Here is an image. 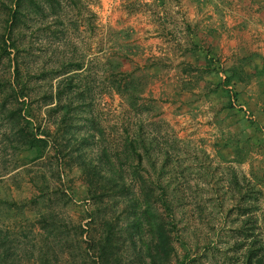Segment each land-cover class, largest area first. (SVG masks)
Wrapping results in <instances>:
<instances>
[{
	"label": "trees",
	"instance_id": "obj_1",
	"mask_svg": "<svg viewBox=\"0 0 264 264\" xmlns=\"http://www.w3.org/2000/svg\"><path fill=\"white\" fill-rule=\"evenodd\" d=\"M0 2V17L4 23L3 30L0 29V64L7 63L11 69L8 75L0 77V114L6 113L3 120L17 147L28 152L30 162L39 169L31 179L35 193L30 199H0V222L4 227L0 230V264H64L56 253L57 248L61 249V258L69 264L79 258L85 262L89 251H94L97 257L91 264H125L121 250L127 242L134 247L138 264H264L261 205L264 128L247 119L250 135L246 131L222 133L224 147L233 150L234 161L226 163L250 162L251 171L247 176L233 167L227 168L225 183L215 192L223 198L218 204V213L230 244L219 247L221 239L215 238L219 235L213 226L214 232L205 237V249L201 252L198 229H195V241L190 242L183 230L180 231L177 218L183 207L182 190L176 185L177 168L183 166L185 160L173 161L168 149L162 153L157 136L148 133L142 120L138 129L114 143L116 152L109 156L101 146L105 130L96 122L93 111L101 93H97L96 83L90 81L88 64L85 58L78 56V50L63 49L61 43L52 52L49 65L37 71L26 66L27 47L23 40L27 29L37 20L50 17L58 0ZM256 6L259 15L254 17V22L264 26L261 20L264 0ZM57 22L64 25L61 20ZM58 32L65 37L59 29L53 35L59 36ZM194 46L201 48L202 45L194 42ZM123 57L121 53L96 58L99 85L109 94L118 95L131 110L142 113L143 94L152 77L140 76L139 72L144 71L138 67L126 71ZM249 64L252 60L240 59L231 66L219 68L214 66L213 59L209 60L204 73L217 74L218 82L209 87L208 94H223L228 98L225 107L234 110L242 93L256 78L262 86L258 100L264 112V69L248 73L245 67ZM240 111L243 110L240 108ZM45 119L51 120V124L43 126ZM97 146L96 151L90 149ZM255 152H260L262 157L255 158ZM47 159L52 161L51 170L58 183L53 175L49 178L42 170ZM77 177L83 180L85 201L92 202V209L86 211L87 229L82 225L77 227L76 240H82L85 235L90 237L92 225L99 228L87 248L80 247L79 257L70 252L75 240L69 230L74 225L63 217L60 205V199H65L62 203L65 208L79 197V191L74 188ZM53 198L59 202L54 203ZM27 208L34 213L32 220L23 219ZM205 211L199 204L194 206L191 215L196 223H202ZM183 212L186 218L187 211ZM17 230L26 240L24 247L16 238Z\"/></svg>",
	"mask_w": 264,
	"mask_h": 264
},
{
	"label": "rangeland",
	"instance_id": "obj_2",
	"mask_svg": "<svg viewBox=\"0 0 264 264\" xmlns=\"http://www.w3.org/2000/svg\"><path fill=\"white\" fill-rule=\"evenodd\" d=\"M259 1L58 0L50 17L37 20L27 29L23 40L27 47L25 64L31 71L49 65L52 52L61 43L63 49L72 47L78 50L80 58H85L89 67L88 77L96 83L97 93H101L93 111L96 122L105 130L101 146L106 148L109 156L116 152L114 143L126 138L128 132L138 129L142 120L148 133L157 136L162 153L168 149L173 161L182 163L185 160L184 165L177 168L176 185L182 190L180 197L183 206L177 218L180 231L183 230L190 242L195 241V229H198L201 252L205 249V237L214 232L213 226L219 235L215 238L221 239L219 247L230 244L223 228L226 226L218 213V204L223 198L215 192L216 188L224 185L227 168L233 167L247 176L251 171L250 162L241 165L226 163L234 161L231 157L233 150L224 147L222 133L229 130L234 133L246 131L250 135L247 119L264 128V112L258 100L262 86L256 78L242 93L235 109L228 110L225 107L227 97L208 94L209 87L218 82V77L212 71L204 73V69L211 59L214 66L219 68L231 66L240 59H250L252 64L245 67L248 73H252L253 69H264V26L257 30L255 27L260 24L254 22V17L259 15V7L256 6ZM59 20L64 25L58 23ZM261 20L264 21V14ZM205 25L209 27L208 32L202 28ZM213 25L220 27L221 35L212 34ZM3 28L0 17V29ZM58 29L64 32V38L59 32V36L53 35ZM201 33H207L204 34L206 39ZM194 42L201 43V48L194 46ZM121 53L126 71L138 67L144 71L139 72L140 76L148 74L152 77L148 79L143 94L142 113L131 110L118 95L109 94L99 85L96 58ZM10 70L7 63L0 64V77L8 75ZM185 70L188 72L185 73ZM5 115L0 114V199L25 201L35 193L31 179L36 177L39 169L30 162V154L17 147L9 126L3 120ZM47 124L50 125L51 120L43 121V126ZM241 136L239 133V138ZM90 149L96 151L98 146ZM254 156L262 157L260 152H255ZM51 163L47 159L42 165L49 178L53 175ZM184 169L186 172H183ZM53 178L58 183L54 175ZM74 181L79 197H75L65 208L62 207L65 199H60V205L63 217L74 225L69 230L75 240L70 252L79 257L80 247L87 248L89 240L99 228L92 225L90 237L85 235L82 240H76L79 233L77 227L82 225L87 229L89 220L86 219V211L92 209V202L85 201L83 180L77 177ZM67 193L70 191L67 190ZM57 201L53 198L54 203ZM198 204L206 209L199 224L191 215ZM261 205L264 210V197ZM213 206L217 209L211 208ZM183 211H187L186 218ZM26 213L23 219L32 220L34 213L31 208H27ZM109 214L113 215L111 212ZM0 226V230H3L2 222ZM15 232L19 244L24 247L26 240L19 236L21 231ZM56 253L62 263L69 264L61 258L60 248ZM121 255L125 264H138L136 251L129 242L122 246ZM94 260H97L94 251H89L85 262L79 258L72 264H91Z\"/></svg>",
	"mask_w": 264,
	"mask_h": 264
},
{
	"label": "crops",
	"instance_id": "obj_3",
	"mask_svg": "<svg viewBox=\"0 0 264 264\" xmlns=\"http://www.w3.org/2000/svg\"><path fill=\"white\" fill-rule=\"evenodd\" d=\"M207 18V17H206ZM208 20H212V19H208ZM263 22V24H264V21H262ZM244 24H246V23H244ZM220 25V24H219ZM263 27L262 25H259V26H256L255 28H257V30H258V28H261V27ZM195 30H198V29H196L195 27H193ZM202 28H204V29H206L207 30V32H208V26L207 25H205V26H202ZM213 29H214V31H213V34L215 35L216 33H219L220 35H221V30H220V27H214V25H213ZM204 34H207V33H201V35L203 36V38L204 39H206V37L207 36H204ZM223 36V35H222Z\"/></svg>",
	"mask_w": 264,
	"mask_h": 264
}]
</instances>
